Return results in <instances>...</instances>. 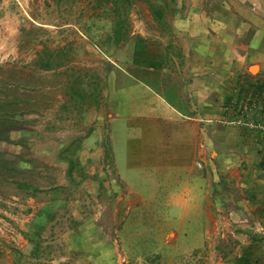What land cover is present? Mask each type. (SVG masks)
I'll return each mask as SVG.
<instances>
[{"label":"crops","instance_id":"obj_1","mask_svg":"<svg viewBox=\"0 0 264 264\" xmlns=\"http://www.w3.org/2000/svg\"><path fill=\"white\" fill-rule=\"evenodd\" d=\"M86 4L0 0V62L51 56L59 65L45 72L81 84L78 107L68 111V93L60 107L84 124L82 162L102 179L100 164L113 169L123 238L81 231L68 238L72 257H39L33 242L28 264H264V135L228 123L238 88L264 92V0H175L163 18L139 16V34L161 45L144 63L95 54L104 80L86 60L100 48L81 26L100 13ZM34 25L45 42L32 50Z\"/></svg>","mask_w":264,"mask_h":264},{"label":"rangeland","instance_id":"obj_2","mask_svg":"<svg viewBox=\"0 0 264 264\" xmlns=\"http://www.w3.org/2000/svg\"><path fill=\"white\" fill-rule=\"evenodd\" d=\"M81 2L84 5L81 10L90 11L87 0ZM95 2L97 4V0ZM95 5L92 10L100 12L98 18L81 24L88 29V38L100 46L98 51L89 52L94 58L86 57L88 61L95 59L91 67L96 68V73L92 71L93 75L98 73L104 80L101 74L107 72L102 60L97 59L95 54L98 58L108 54L115 61H135L136 58L145 62L152 60L151 57L161 44L154 36L144 40L139 34L146 25L140 17L152 13L148 1L138 0L130 7L127 29L123 31V37L119 41L114 31L117 16L112 9L113 5ZM152 25L155 26V23ZM147 27H150L149 24ZM31 29L32 34L26 43L33 50L41 46L45 39L41 26L34 25ZM55 40L52 37L47 42L54 43ZM82 53L83 51H79V54ZM47 61H52L53 67L59 65L51 56H48L45 62ZM0 64L6 69H13L17 80L28 82L29 89L26 92L30 96L31 107L30 112L25 115L28 118L29 132H14L13 141H0V160H10L12 166L19 169L12 172L15 177L37 187V192H31L19 182L7 180L4 176L7 171L0 173L3 174L0 175V264H28L31 259H27L29 249L26 246L33 242L32 246L39 249L38 253L45 258L53 254L54 257H72L75 251L68 238L84 231L86 238H123L122 228L115 223L114 207L119 202L120 195L113 191V187L117 185L113 169L107 166L108 161L100 164L103 170H100V175L105 176L102 179L94 173L96 166L82 162L80 156L85 152L80 146V134L84 124L79 114L66 117V108L60 107V95L66 97V93L70 95L71 101L68 111H73L76 103L78 107L82 92L74 89L81 84L70 83L68 89V85L60 84L57 73L53 75L45 72L40 63L34 65L32 62L13 63L8 60ZM72 67L71 72L74 74V65ZM253 70H257V67H253ZM44 74L46 76L42 77ZM88 150L87 153L90 154L92 150ZM106 153L111 158L113 150L110 146L106 147ZM71 159L76 162L73 175L70 171ZM67 262L69 263L68 260Z\"/></svg>","mask_w":264,"mask_h":264},{"label":"trees","instance_id":"obj_3","mask_svg":"<svg viewBox=\"0 0 264 264\" xmlns=\"http://www.w3.org/2000/svg\"><path fill=\"white\" fill-rule=\"evenodd\" d=\"M138 0H97L95 6H102L103 4H108L112 2L114 13L117 16L115 21L114 31L118 41L123 37V31L127 29L128 25V15L131 6L135 5ZM148 1L153 15L157 18H163L165 13L171 9L172 3L175 0H145ZM138 47V46H137ZM138 54V53H137ZM136 54V55H137ZM138 57V55H137ZM136 63L145 62L136 58ZM40 63V64H39ZM38 64L40 67L49 69L53 67L52 61L44 62L43 57L39 60ZM28 82L26 80H17L16 72L8 68L6 69L3 64H0V141L11 142L13 141L14 132H24L25 134L29 132L27 122V115L30 110V96L26 92L28 87ZM23 138V136H22ZM23 142V140H22ZM0 173L7 171V180L19 182L26 190L31 192H37V187H33L31 183L26 180H20L12 173L13 171L19 170L18 168L12 166L10 160H0ZM72 167L70 168L71 174L73 175L74 169L76 167V162L71 159ZM3 175V174H0ZM38 250L36 254L38 253ZM40 264H49L41 262Z\"/></svg>","mask_w":264,"mask_h":264},{"label":"built area","instance_id":"obj_4","mask_svg":"<svg viewBox=\"0 0 264 264\" xmlns=\"http://www.w3.org/2000/svg\"><path fill=\"white\" fill-rule=\"evenodd\" d=\"M251 90L238 88L237 95L228 106L231 115L228 123L264 135V92L254 94Z\"/></svg>","mask_w":264,"mask_h":264}]
</instances>
